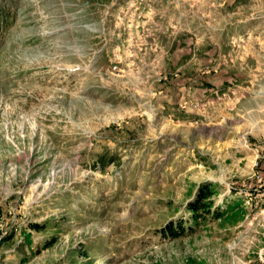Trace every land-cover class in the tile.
<instances>
[{
	"label": "rangeland",
	"instance_id": "374dc122",
	"mask_svg": "<svg viewBox=\"0 0 264 264\" xmlns=\"http://www.w3.org/2000/svg\"><path fill=\"white\" fill-rule=\"evenodd\" d=\"M260 134L264 0H0V264H264Z\"/></svg>",
	"mask_w": 264,
	"mask_h": 264
},
{
	"label": "trees",
	"instance_id": "16d2710c",
	"mask_svg": "<svg viewBox=\"0 0 264 264\" xmlns=\"http://www.w3.org/2000/svg\"><path fill=\"white\" fill-rule=\"evenodd\" d=\"M211 195L212 190L208 188L207 184H201L194 198L188 202V211L195 221L205 219V217L212 213L213 202L210 199ZM185 230L182 219L178 221H169L165 226V234L173 237L179 236Z\"/></svg>",
	"mask_w": 264,
	"mask_h": 264
},
{
	"label": "crops",
	"instance_id": "0c3cea01",
	"mask_svg": "<svg viewBox=\"0 0 264 264\" xmlns=\"http://www.w3.org/2000/svg\"><path fill=\"white\" fill-rule=\"evenodd\" d=\"M255 139V140H254ZM253 144H257V145H252L251 143H249L248 146L250 149L246 150L244 154H246L243 158H247L250 161L255 157H257L259 152H264V138L262 137V134H260L259 137L257 138H253L252 139ZM260 169L261 166H264V161L260 162Z\"/></svg>",
	"mask_w": 264,
	"mask_h": 264
},
{
	"label": "built area",
	"instance_id": "2783aa9c",
	"mask_svg": "<svg viewBox=\"0 0 264 264\" xmlns=\"http://www.w3.org/2000/svg\"><path fill=\"white\" fill-rule=\"evenodd\" d=\"M262 137L264 138V134L262 135ZM264 161V152H259L257 157H256V161H255V167L260 169V162ZM256 178L257 181H262V175L261 174H256Z\"/></svg>",
	"mask_w": 264,
	"mask_h": 264
}]
</instances>
